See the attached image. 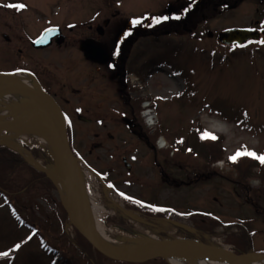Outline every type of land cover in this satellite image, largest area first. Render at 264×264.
Instances as JSON below:
<instances>
[{
    "label": "rangeland",
    "instance_id": "374dc122",
    "mask_svg": "<svg viewBox=\"0 0 264 264\" xmlns=\"http://www.w3.org/2000/svg\"><path fill=\"white\" fill-rule=\"evenodd\" d=\"M175 1L179 3V0H0V53L11 46L2 39L3 33H15L26 41L49 24L78 28L72 33L65 28L69 38L64 48L55 58L49 53L46 57L50 65H57L59 71L68 74L73 86L84 90L80 108L79 96L65 94L71 100L66 132L70 131L69 144L80 160L88 193L105 205V224L135 237L158 241L193 239L229 247L237 253L264 254V166L247 156L239 158L245 164L242 168L229 159L245 147L264 154V43H261L264 35L242 46L218 40L220 31L248 25L254 19L262 18L264 27V3L239 0V7L229 8L228 3L220 6L223 0H201L192 7L191 22L187 25L190 32L171 25L163 27L158 39L134 36L125 58L124 77L131 93L122 97L116 86H123L117 79H102L84 61L70 62L68 58L74 53L73 46H78L81 37H85L80 32L81 22L102 24L106 17L113 25L130 20L147 21L152 12L171 7ZM21 3L26 7H8ZM12 45L16 48L23 43ZM2 54L5 57H0V62L3 61L0 69L25 71V53L14 60L6 52ZM138 99L141 101L136 115L143 133L155 141L159 137L156 134L166 140L167 148L156 147V158L145 140L132 133L122 119L128 116L127 107L131 104L136 107ZM145 103L156 118L153 126L146 125L141 116ZM77 114L91 118L92 122L77 119ZM95 118H101L100 122ZM107 131L113 134V139L105 136ZM95 132L102 133V137L96 140ZM206 133L216 137L210 148L205 140L211 138H205ZM20 143L25 150L36 151V158L43 164L54 166L52 150L39 141L26 138ZM212 148L219 157L208 156ZM180 152L186 156L181 161H188L185 166L170 157ZM123 155L130 163L129 170L123 165ZM162 166L169 181L182 184L167 183L160 173ZM27 171L21 175L22 179L13 182L19 187L27 179L38 178L31 189L7 191L4 195L0 191V264H55L61 254L80 264H99L98 254L77 238L68 217L61 218L59 191ZM12 211L33 227L20 224ZM189 214H201L194 217L208 225L215 220L219 223L214 222L212 232L199 233L187 217ZM171 219L185 224L189 230H181ZM243 231L249 234L242 235ZM228 236L235 237L234 243L227 240ZM101 264L169 263L162 257L129 263L103 256Z\"/></svg>",
    "mask_w": 264,
    "mask_h": 264
},
{
    "label": "flooded vegetation",
    "instance_id": "af4514ba",
    "mask_svg": "<svg viewBox=\"0 0 264 264\" xmlns=\"http://www.w3.org/2000/svg\"><path fill=\"white\" fill-rule=\"evenodd\" d=\"M201 0H194V3H191L192 0H182L174 2L173 6L163 8L160 11L152 12L151 15L147 17V21H140L133 27V21H127L125 22H118L117 24L113 25V22L110 18L106 17L108 19L107 23L104 24V21L102 24L100 23H86L81 22L80 24L82 27L80 28V32L85 35L84 38L81 37L79 45L73 46L74 47V53L68 56L70 62L71 61H84L94 71V73H99L102 79H106L107 81H111L113 78L117 79L119 83H121V86H116V89L118 92L121 93V97L126 94H130L131 91L128 90V84L126 83V67H125V58L127 56V50L128 46L131 45V38L136 36L137 38H144V37H154V39H158L160 36L159 34L163 30V27H170L171 25H177V28H180V30H186L190 32L191 28L189 29L187 27L189 21L191 22V16H192V7L193 5L196 6L197 2ZM233 3L230 4L231 0H223L220 4V6L225 5L228 3L229 8L233 7H239V0H232ZM260 2L264 3V0H259ZM237 5V6H236ZM202 6V5H201ZM201 10V9H200ZM256 12H258V8H255ZM115 13H112L111 16L115 17ZM163 17H168V19H163ZM179 17V18H177ZM146 19V18H145ZM159 19L160 22L156 23L155 21ZM262 18L254 19L253 21H250L248 25H236L232 26L229 29L232 28H246V29H252L251 34H255L256 32L259 33L258 38H250L247 41L237 44L232 43L228 45H235V46H242L245 44H250L258 41L262 35H264V27L262 25ZM84 25V26H83ZM57 27V35L53 38H51V43L48 46H35L33 45V41L40 36V34L45 31L49 27ZM65 28L67 29L68 33H72L76 29L74 26H62L58 24H49L46 25L38 30V32L31 38H28V42L20 40L21 37L16 35L15 33H3L2 39L5 41V43L10 44L9 50L8 48L5 49L3 52H6L7 55L12 59H16L17 55H22L25 53V57L27 58V64L23 67L25 71L30 73L32 76V83L38 85L39 88L43 89L45 93L55 102V104L58 105L60 110L62 111L66 128L69 127V115H68V109L70 106V98L68 96H65V94L72 95L73 97H78L79 100L77 107H82L83 103L81 102L82 97L84 96V90L83 88H79L76 86H73L72 81L70 80L69 76L65 72H61L57 69V65H50L49 61H47L46 55L49 53L53 58L56 56L60 51L64 48L63 44L66 42V39L69 38L67 34H65ZM225 29V30H229ZM223 30V31H225ZM222 32V31H220ZM59 34H63L64 38L62 43L57 42V38ZM23 43L21 47H16L12 45V43ZM92 43L95 45L100 46L102 49L105 50L108 60L104 63L97 62L95 60H91L88 58V54L90 52L88 48V44ZM2 52V53H3ZM0 53V57L4 56V54ZM0 60H2L0 58ZM3 61L0 62L2 64ZM49 65V67L47 66ZM159 64V63H157ZM160 65H157V69ZM13 68L8 69H0V72H12ZM67 92V93H66ZM128 98H130L128 96ZM128 116L126 118H122L123 122L127 124V127L130 129L132 133L137 134L140 138L145 140L147 146L154 152V157L156 158V145L149 144V142L152 140L151 137H147L145 133H143V126L140 120L138 119L136 115V107L135 104H131L129 107H127V113ZM78 115V114H77ZM11 118V117H10ZM90 121H84L86 123H91L92 119L89 118ZM101 118H95V121L100 122ZM98 123V122H97ZM102 133L95 132L93 134V137L98 140L102 137ZM70 131L67 132V137L69 139ZM105 136L109 139H113V134L110 132H106ZM95 146H99L95 145ZM159 150V149H158ZM126 158V156H122V162L123 158ZM158 165H160L158 163ZM161 166V165H160ZM125 167V166H124ZM160 173L166 178V182L170 184V182L174 180L169 181V174L165 171L164 167H160ZM173 184V183H172ZM176 184V183H174ZM173 184V185H174ZM179 186V185H177Z\"/></svg>",
    "mask_w": 264,
    "mask_h": 264
},
{
    "label": "water",
    "instance_id": "95a60500",
    "mask_svg": "<svg viewBox=\"0 0 264 264\" xmlns=\"http://www.w3.org/2000/svg\"><path fill=\"white\" fill-rule=\"evenodd\" d=\"M108 20L104 21V24ZM57 27H49L43 31L32 43L35 46H47L51 43V38L57 35ZM252 29L246 28H232L219 33L218 40L224 44L243 43L250 38H258L259 33L251 34ZM63 34L58 35L57 42L62 43ZM90 50L88 58L100 63L108 60L107 54L100 46L89 43ZM14 72H0V81L5 82L6 88L0 90V94L7 92L26 91L35 98L37 108H29L28 113L13 118L11 112H7L3 117H0V134L7 131L13 132H28L27 130H20L16 127V123L23 120L43 119L45 120L46 129L42 130V134L48 135L51 138L52 159L54 164H57L61 174V180L67 193L68 204L64 201L61 192L59 191L58 182L38 158L23 153L18 146H13L7 138H0V145L7 146L15 150L27 163L32 165L35 169L42 171L46 177L52 182L54 187L59 191V200L67 213L69 222L74 228L91 244V246L100 252L105 257L121 262L142 263L150 259L162 257L165 254L176 252H195L203 253L218 257L229 264H247L245 257L252 253H237L232 249L222 246L208 244L202 241L193 239H175L158 241L160 245L151 249L143 250H120L115 249L104 242H102L90 229L89 219V201L87 199V192L85 186L80 182L79 160L76 158L71 150L69 140L66 132L65 118L57 104L45 93V91L32 83V85L25 84L13 76ZM11 117V118H10ZM57 123L55 122V119ZM77 119L81 121H90L89 118L78 114ZM25 149V148H24ZM124 166L129 170L130 163L123 158ZM172 223L186 229L184 224L171 220ZM264 257V254H255Z\"/></svg>",
    "mask_w": 264,
    "mask_h": 264
},
{
    "label": "bare ground",
    "instance_id": "6f19581e",
    "mask_svg": "<svg viewBox=\"0 0 264 264\" xmlns=\"http://www.w3.org/2000/svg\"><path fill=\"white\" fill-rule=\"evenodd\" d=\"M13 76L25 84L32 85V76L27 71L20 70L14 72ZM6 85L7 84L0 81V90L5 89ZM35 101V98L26 91L0 94V117H3L7 112H11L13 118H19L17 116L28 113L29 108L36 109L38 107ZM54 120L57 123L56 118ZM45 122L46 121H43V119H33L30 121L21 119V122L16 123V127L20 130H27L28 132L7 131L6 133L0 134V138L9 139V143L13 146H18L21 140L33 138L34 140L39 141L43 147L51 151L50 136L41 133L42 130L46 129ZM159 144L160 146L163 145L162 138L160 139ZM20 150L28 155L27 150L24 148H20ZM46 168L50 170L57 180L59 191L61 192L64 201L68 204L67 193L64 183L61 180L59 167L57 164H54V166L46 165ZM79 172L81 175L80 182L85 186L87 199L89 201L90 229L102 242L112 248L120 250H147L160 245L158 240L149 237H135L124 231H119L118 229L113 228V226L105 224L103 220L105 205L101 204L96 196H92L88 193L87 183L80 164ZM164 258L169 264H229L218 257L195 252L170 253L165 254ZM245 260L247 264H264V257L255 254L247 255Z\"/></svg>",
    "mask_w": 264,
    "mask_h": 264
},
{
    "label": "trees",
    "instance_id": "16d2710c",
    "mask_svg": "<svg viewBox=\"0 0 264 264\" xmlns=\"http://www.w3.org/2000/svg\"><path fill=\"white\" fill-rule=\"evenodd\" d=\"M141 101V99H138L136 101V109L139 110V105L138 103ZM160 134H156V136H159ZM211 140V141H210ZM205 141H207V146L210 148L211 145L213 144L214 140L213 139H206ZM149 144H153L155 146V138H153ZM32 149V148H31ZM169 149H168V153H169ZM31 155L33 157H37V152L34 151V150H31ZM181 153V152H180ZM210 155L216 157V156H220L219 153L216 151L215 148H212L210 150V153H209V157ZM172 159L176 160L179 162V164L181 163V166H184L186 164H188V161L185 160V161H181V160H184L186 158L185 154L181 153V154H171L170 156ZM13 158V159H12ZM235 165H240V167H245L244 165V162L242 159H238L237 162L235 163ZM264 166V165H263ZM26 171H30L32 172L35 176H40L43 180H45L47 182V185L49 186V188H54V185L52 184V182L46 177V175L42 172V171H39L37 169H35L32 165H30L29 163L25 162V160H23V158L13 149L7 147V146H4V145H0V191L3 192V195H4V192H7V191H11V192H19L21 190L24 189L25 190H28V189H31V187L33 186L32 184H35L34 182H36L37 180H39L38 178H34V179H27L26 182L24 184H20L19 187H16V185L14 186V182L13 180L14 179H17V178H20L21 175L26 172ZM27 171V172H28ZM22 179V178H20ZM172 183H176V185H181L182 183L179 182V181H172ZM57 203L60 205L61 207V210H62V213L63 215H61V218L64 219L66 216H67V213L65 211V209L63 208L62 204L60 201H57ZM13 215L16 216L15 212L12 211ZM161 214V213H160ZM147 215V214H145ZM194 215L196 214H189L187 215V217L189 219L192 220V223H193V226L196 228V230L199 232V233H204V232H212L213 231V226H214V222L216 223H219L218 221H214L212 225H208L209 223L205 222L204 220H199L197 218L194 217ZM201 215V214H199ZM198 214L196 216H199ZM17 218V221L19 220V223L20 224H24L26 225V227H29V228H32L33 226L29 225V224H26L24 221H22L20 219V217L16 216ZM240 227H242V225H239ZM76 230V229H75ZM181 230H183L181 228ZM242 235H248L249 233L246 232V231H243L241 232ZM188 235L192 236L190 233H187ZM76 235H77V238L86 246H88L90 249L92 248L93 251H95L97 254H98V260L100 261L99 264L102 263V257L104 255H102L100 252H98L97 250H95L91 244L76 230ZM241 235V234H240ZM41 238V236H40ZM189 238V237H188ZM235 238V237H234ZM234 238L228 236V241L230 242H233L235 241ZM42 240V239H41ZM246 240V239H245ZM234 243V242H233ZM41 246L44 247V244L41 242ZM45 244L47 246H49V244L47 242H45ZM91 249V250H92ZM246 250V249H245ZM51 251H57V250H54V249H51ZM244 251V250H243ZM51 254V253H50ZM85 255V254H84ZM100 258V259H99ZM62 260V262H61ZM57 262H59V264H80L78 263L77 261L75 260H70L65 254H61L60 257L56 258L55 260V264H58ZM61 262V263H60ZM89 264H92L91 262Z\"/></svg>",
    "mask_w": 264,
    "mask_h": 264
},
{
    "label": "snow or ice",
    "instance_id": "6c2138e0",
    "mask_svg": "<svg viewBox=\"0 0 264 264\" xmlns=\"http://www.w3.org/2000/svg\"><path fill=\"white\" fill-rule=\"evenodd\" d=\"M8 7L23 9L26 6L21 3V4H9ZM177 18H179V17H177ZM163 19L166 20V19H168V17H163ZM139 22L140 21H133V23H139ZM155 22L159 23L160 20L157 19ZM261 43H264V41H261ZM205 138L216 139V137L214 135H212L211 133H206ZM244 156L253 158V159L257 160L259 163H261L262 165H264V154H258L255 151L248 150L246 147L242 148V149H238L236 151V153L233 156H231L229 159L232 162H236L240 157H244ZM121 195H123V193H121ZM16 247L19 248V245H17ZM4 255H7V254L5 253Z\"/></svg>",
    "mask_w": 264,
    "mask_h": 264
},
{
    "label": "built area",
    "instance_id": "2783aa9c",
    "mask_svg": "<svg viewBox=\"0 0 264 264\" xmlns=\"http://www.w3.org/2000/svg\"><path fill=\"white\" fill-rule=\"evenodd\" d=\"M146 105H144V107H143V110L141 111V116L145 119V123H146V125H148V126H153L155 123H156V121H155V119H154V114L152 113V110L148 107L149 106V104L148 103H145ZM162 137H159L157 140H156V144H157V147L158 148H163V147H166L167 145H166V142H165V140L163 139V145L162 146H160V139H161Z\"/></svg>",
    "mask_w": 264,
    "mask_h": 264
}]
</instances>
